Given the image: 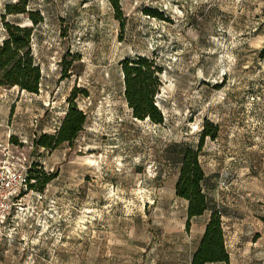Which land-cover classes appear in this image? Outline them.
<instances>
[{"label": "rangeland", "instance_id": "1", "mask_svg": "<svg viewBox=\"0 0 264 264\" xmlns=\"http://www.w3.org/2000/svg\"><path fill=\"white\" fill-rule=\"evenodd\" d=\"M116 1L0 0V43L5 7L24 4L4 21L33 29L41 69L37 94L0 87V161L10 152L55 174L9 214L0 264H190L211 213L229 264H264V0ZM135 56L163 69L161 124L124 99L119 63ZM70 100L85 115L71 146H35ZM206 124L217 127L198 156L207 210L188 221L174 187Z\"/></svg>", "mask_w": 264, "mask_h": 264}, {"label": "trees", "instance_id": "2", "mask_svg": "<svg viewBox=\"0 0 264 264\" xmlns=\"http://www.w3.org/2000/svg\"><path fill=\"white\" fill-rule=\"evenodd\" d=\"M118 10L117 1L111 0ZM24 4H10L5 7V15L25 14ZM145 14L158 18L157 13L146 10ZM2 25L6 36L0 43V87L18 88L27 93L37 94L41 81V69L36 64L31 50L33 29L4 21ZM28 13V18L34 25L41 22ZM121 30L125 22L120 16L116 17ZM123 79L124 99L131 109L132 117L138 120L149 119L154 124H161L163 116L157 109L154 98L161 87L160 75L163 72L153 59L146 56L125 58L120 63ZM70 64H62V72L66 75ZM73 98V97H72ZM85 121V115L79 111L72 100L69 101L67 112L61 121L55 135L43 134L34 142L35 146L53 150L67 143L69 146L76 139ZM212 128V130H210ZM217 127L206 124L196 149L187 148L180 162L178 178L175 183V196L187 202V219L203 215L207 203L202 192L204 172L198 160L199 152L205 137L213 138ZM55 178V174H45L30 167L28 173V189L42 192L44 187ZM33 181V183H32ZM189 222H187V227ZM229 264V256L224 245V232L220 217L211 213L201 236L199 245L193 253L190 264Z\"/></svg>", "mask_w": 264, "mask_h": 264}, {"label": "built area", "instance_id": "3", "mask_svg": "<svg viewBox=\"0 0 264 264\" xmlns=\"http://www.w3.org/2000/svg\"><path fill=\"white\" fill-rule=\"evenodd\" d=\"M30 167L31 163L24 157H14L10 152H6L3 161H0V230L17 201L29 193Z\"/></svg>", "mask_w": 264, "mask_h": 264}, {"label": "crops", "instance_id": "4", "mask_svg": "<svg viewBox=\"0 0 264 264\" xmlns=\"http://www.w3.org/2000/svg\"><path fill=\"white\" fill-rule=\"evenodd\" d=\"M210 264H212V263H210ZM214 264H222V263H214Z\"/></svg>", "mask_w": 264, "mask_h": 264}, {"label": "bare ground", "instance_id": "5", "mask_svg": "<svg viewBox=\"0 0 264 264\" xmlns=\"http://www.w3.org/2000/svg\"><path fill=\"white\" fill-rule=\"evenodd\" d=\"M114 123V122H113ZM110 124V123H109ZM102 127V126H101ZM103 129V128H102ZM101 130V129H100ZM104 131V130H103ZM110 132V131H109Z\"/></svg>", "mask_w": 264, "mask_h": 264}]
</instances>
